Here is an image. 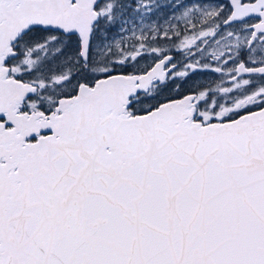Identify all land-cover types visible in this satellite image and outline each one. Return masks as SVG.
Here are the masks:
<instances>
[{
    "label": "snow or ice",
    "instance_id": "1",
    "mask_svg": "<svg viewBox=\"0 0 264 264\" xmlns=\"http://www.w3.org/2000/svg\"><path fill=\"white\" fill-rule=\"evenodd\" d=\"M0 264H264V0H0Z\"/></svg>",
    "mask_w": 264,
    "mask_h": 264
}]
</instances>
